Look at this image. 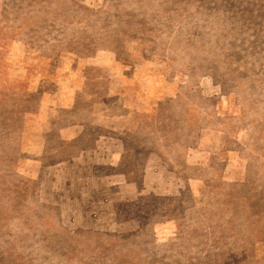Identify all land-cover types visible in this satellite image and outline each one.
<instances>
[{
  "label": "rangeland",
  "instance_id": "obj_1",
  "mask_svg": "<svg viewBox=\"0 0 264 264\" xmlns=\"http://www.w3.org/2000/svg\"><path fill=\"white\" fill-rule=\"evenodd\" d=\"M98 1L0 0V264H264V0Z\"/></svg>",
  "mask_w": 264,
  "mask_h": 264
},
{
  "label": "crops",
  "instance_id": "obj_2",
  "mask_svg": "<svg viewBox=\"0 0 264 264\" xmlns=\"http://www.w3.org/2000/svg\"><path fill=\"white\" fill-rule=\"evenodd\" d=\"M110 58L111 61L116 63L117 59V51L112 50V51H105V49H99L95 53V57L93 58L94 63H101L98 64L101 67H104L101 71V75L99 76L100 81H108L109 82V89L107 93V97L110 99H115L116 102L113 103L112 108H113V113L116 115H120L123 113V111L127 108H133L135 107V112L136 113H148V114H153L154 112H157L159 104L169 95V92L166 90H158L153 88L152 91H145V87L148 84L147 80H144L141 82L140 87L136 88L133 93H126L123 89L125 87V83L127 81L132 82V78L127 77V76H116L114 77L111 76L110 70L108 69L109 62L110 60H107ZM108 62L107 64L105 63ZM89 63V62H88ZM105 64V66H103ZM84 79L87 82L88 85L93 84V80L89 79V77H86L84 75ZM135 82L138 83L139 80L135 79ZM98 81V80H97ZM113 81H115V85H113ZM129 86V85H128ZM135 87V86H134ZM128 87H126L127 90ZM91 90V88H90ZM85 93L83 90H80L79 88H76L75 94L78 92ZM87 93V92H86ZM89 95V94H88ZM129 99V103L128 100ZM133 102V103H132ZM128 104L129 107H128ZM132 104H135L132 106ZM61 106V105H60ZM72 106H66V109H70ZM61 109L63 107L61 106ZM95 112V111H94ZM98 113V112H95ZM99 114V113H98ZM59 126V125H58ZM72 139V140H71ZM77 139V137H71L70 140L73 141Z\"/></svg>",
  "mask_w": 264,
  "mask_h": 264
},
{
  "label": "trees",
  "instance_id": "obj_3",
  "mask_svg": "<svg viewBox=\"0 0 264 264\" xmlns=\"http://www.w3.org/2000/svg\"><path fill=\"white\" fill-rule=\"evenodd\" d=\"M16 1H19V0H16ZM89 3H90V0H89ZM100 3H101V1H98V0L93 1L92 3H90L91 5L89 6V9L91 11H95V9H97V8L103 9L105 7L104 2L102 1V5H100ZM99 5H100V7H99ZM252 37L256 38V36L254 34H252ZM210 66H211V64L209 63L208 64L209 69H210ZM211 78H213L217 82L221 83V78H217V76H214ZM1 146L2 145H0V151H1L0 155L3 157V156H5V151H4V147H1Z\"/></svg>",
  "mask_w": 264,
  "mask_h": 264
}]
</instances>
